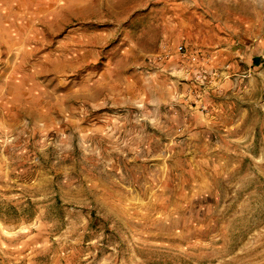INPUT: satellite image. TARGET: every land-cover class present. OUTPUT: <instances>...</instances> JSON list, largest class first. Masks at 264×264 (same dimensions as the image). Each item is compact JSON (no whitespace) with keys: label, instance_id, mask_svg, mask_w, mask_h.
<instances>
[{"label":"rangeland","instance_id":"rangeland-1","mask_svg":"<svg viewBox=\"0 0 264 264\" xmlns=\"http://www.w3.org/2000/svg\"><path fill=\"white\" fill-rule=\"evenodd\" d=\"M0 264H264V0H0Z\"/></svg>","mask_w":264,"mask_h":264},{"label":"trees","instance_id":"trees-1","mask_svg":"<svg viewBox=\"0 0 264 264\" xmlns=\"http://www.w3.org/2000/svg\"><path fill=\"white\" fill-rule=\"evenodd\" d=\"M256 62H257V59H256V58H254V59H253V63H256Z\"/></svg>","mask_w":264,"mask_h":264},{"label":"built area","instance_id":"built-area-1","mask_svg":"<svg viewBox=\"0 0 264 264\" xmlns=\"http://www.w3.org/2000/svg\"><path fill=\"white\" fill-rule=\"evenodd\" d=\"M176 50H177V51H180V50H181V48H180V47H178Z\"/></svg>","mask_w":264,"mask_h":264}]
</instances>
